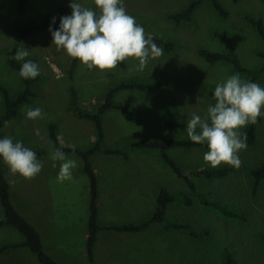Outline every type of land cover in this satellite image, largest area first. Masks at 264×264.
Returning a JSON list of instances; mask_svg holds the SVG:
<instances>
[{"label":"rangeland","instance_id":"1","mask_svg":"<svg viewBox=\"0 0 264 264\" xmlns=\"http://www.w3.org/2000/svg\"><path fill=\"white\" fill-rule=\"evenodd\" d=\"M193 0H124L127 13L142 24L145 34L174 42L170 51H162L149 60L143 70L138 61L127 58L123 67L89 70L78 60L70 75L71 57L51 45L49 32L20 34L18 27L39 24L46 19L63 16L59 8H69L70 0H26L22 10L17 0H0V84L14 96L22 89L18 72L8 63L13 48H29L26 59L35 61L40 68V79L32 84L34 96L20 106V114L0 125V137L10 136L24 146L41 151L37 158L43 163L39 174L31 179L12 176L0 161L9 183L11 201L17 210L38 230L44 249L49 248L60 264H103L89 262L85 247L88 229L89 179L83 171L82 159L75 153H66L77 164L69 179H57L59 161L50 156L56 144L49 138L47 125L55 124L61 142L70 147L86 150L96 138L93 121L78 117L70 108V88L73 87L79 108L95 112L114 84L133 79L152 83L163 78L167 83L159 89L144 92L138 89H120L113 97L114 104H125L132 111L127 114L111 107L101 116L103 139L101 148H122L121 154L93 152L89 159L98 180V215L101 227L137 223L150 216L156 208L160 189L184 192L193 200L191 205L174 201L166 208L165 218L184 224L189 229L173 228L170 240L175 244V255L163 259L162 224L152 223L141 229L139 236L128 241L154 261L153 264H264V180L256 189L249 170L264 159V115L257 123L253 145L239 152L240 165H228L232 170L224 177L206 178L196 173L209 168L203 161L208 150L200 146H172L166 154L194 184L197 193L208 200H216L237 216H226L212 206H206L194 196L187 182L179 177L164 161L158 148H136L127 141H168L167 121L173 114L172 136L177 140L188 138L187 121L192 114L203 116L207 106L215 103V84L234 74L224 61L207 62L200 49L225 52V42L214 32L227 34L239 62L248 69L263 67L257 78L239 73L243 80L264 87V39L257 32L253 20L264 26V0H217L226 10L220 15L210 0H201L189 21L175 20L170 15L183 10ZM86 7L95 8L93 0H80ZM70 9V8H69ZM71 11V9H70ZM39 107L42 117L27 119V108ZM264 111V109H262ZM5 112L0 92V119ZM39 135H36V130ZM243 128L239 131L241 132ZM55 164V167L53 166ZM149 166V167H148ZM14 181V182H12ZM41 206L46 212H41ZM3 208L0 204V219ZM104 228H101V231ZM189 230L198 232L193 236ZM23 235L11 225L0 226V246L19 244ZM114 249L119 247L113 244ZM105 262L118 264L110 246ZM167 262V263H166ZM0 264H39L27 248L6 250L0 254ZM148 263V260L146 261Z\"/></svg>","mask_w":264,"mask_h":264},{"label":"clouds","instance_id":"2","mask_svg":"<svg viewBox=\"0 0 264 264\" xmlns=\"http://www.w3.org/2000/svg\"><path fill=\"white\" fill-rule=\"evenodd\" d=\"M93 2L95 8L84 6L80 0H70L71 13L59 17L58 27L53 28L57 18L51 19V45L58 51L89 70L101 71L114 69L127 58L136 59L138 70H143L150 59L162 54L163 50L146 38L143 26L127 13L124 0ZM22 45L10 59L22 61L20 78L35 79L40 75V68L35 61L26 59L30 49ZM212 95L215 103L207 106L204 115L193 113L187 121V135L192 142L206 145L208 150L203 154V161L210 167L221 163L239 167V152L247 148L246 136L239 130L264 115V87L234 73L216 83ZM25 116L31 120L41 118L42 109L27 108ZM36 135H39L38 129ZM50 158L60 162L57 179H69L77 162L68 158L62 148L52 151ZM0 161L8 167L10 175L25 179L35 177L43 167L31 148L25 147L22 141L14 142L10 136L0 137Z\"/></svg>","mask_w":264,"mask_h":264},{"label":"trees","instance_id":"3","mask_svg":"<svg viewBox=\"0 0 264 264\" xmlns=\"http://www.w3.org/2000/svg\"><path fill=\"white\" fill-rule=\"evenodd\" d=\"M237 1V0H233ZM201 2V0H193L191 1L183 10L171 14L170 17L175 20H185L189 21L191 19V14L194 8ZM212 6L217 10V12L225 16L227 14L226 10L221 6V4L217 0H210ZM26 4V0H17V8L18 10H22ZM59 12L64 15H70L71 11L67 7H60ZM51 23V19H46L42 23L39 24H30L25 27H18L17 31L20 34L31 33L36 34L38 32L49 30V25ZM252 23L255 25V28L261 38L264 39V26L261 20H253ZM58 22L56 25H53V28L58 27ZM142 25V24H141ZM214 35L218 38L222 39L226 44L225 52H213L206 49H200L199 54L209 63H214L217 61H224L231 66V70L233 73H246L250 75L251 80H254L258 77V75L262 72L263 67L256 69H248L244 67L238 60L230 37L221 32H214ZM146 38L152 39L158 47H160L164 51H170L174 47V42L171 40L149 36L146 35ZM17 48H13L8 53V63L11 68L15 69L17 72L19 71L20 65L22 61H15L10 59L12 55H14ZM259 55L264 56V54L259 53ZM77 63L76 59L71 58L70 67L68 69L69 74H72V70L74 69ZM117 65L123 67L125 62H119ZM21 79L22 89L14 96H12L6 87L0 84V92L3 98V103L5 107V112L0 119V125L6 122L8 119L16 117L19 115V108L22 104L30 102V98L34 96V92L32 91V84L40 79V76L35 79ZM166 81L159 77L152 83H142L133 79L123 80L112 87H110L105 95L103 103L95 112H88L81 110L77 104L76 94L73 87L70 88V100L71 105L70 108L74 111V113L81 118H87L93 121L96 127V138L95 143L92 147L86 150H80L75 147H70L65 145L60 141L56 130L55 124L49 123L47 125V131L49 138L56 144L58 148H62L65 153L71 152L79 155L82 159L83 163V171L87 174L89 179V200H88V229L86 235V254L89 259V262L93 261V248L97 238V233L101 228L106 229H115L119 231H128V232H137L149 225L151 222H159L165 229L169 228H184L189 229L187 225L174 223L165 218V210L169 203L178 201L183 203L184 205H191L193 200L190 196L185 194L184 192H169L165 189H160L157 196V205L153 213L147 218L143 219L137 223H125L116 226H107L101 227L97 221V213H98V180L96 176V172L90 162V155L96 150H102L103 153L106 154H121L124 158H127V153L122 148H101V142L103 139V131L101 125V116L102 114L111 107H116L122 109L127 114H132V111L125 104H114L112 97L117 90L120 89H138L144 92H149L152 90L159 89L166 85ZM213 91L210 92L212 95ZM260 117L257 118L256 123L248 124L243 127L241 133L246 136L247 145H253L256 140V130L257 123L259 122ZM168 130L170 131V137L167 142L161 143L154 140L149 141H127V145L136 148H158L161 152V156L166 163H168L174 172L181 178H183L189 187L193 190L194 196L199 200V202L206 206H212L215 209H218L221 213L226 216H237L232 210L221 204L216 200H208L204 194L197 193L194 190V184L191 182L187 175L182 172L179 165L171 159L167 154L166 150L172 146H200L207 149L206 145L197 144L192 142L189 137L184 140H177L172 136V126H173V114L169 115V119L167 121ZM21 141V140H20ZM26 147V146H25ZM37 155H40L41 151L33 150ZM232 168L228 165H222L217 167H209L198 169L196 173L203 175L206 178H214V177H224L226 176ZM249 174L253 178V188L256 189L260 182L264 180V159L255 167L249 170ZM0 204L3 208V218L0 219L1 225H11L15 227L24 237L23 242L19 244H5L0 246V254L6 250H11L15 248H27L29 251L34 254L39 262V264H58L57 260L49 254L43 247L41 235L36 229V227L26 219L13 205L11 201L10 188L9 183L5 177V173L0 164ZM189 233L193 236L198 235V232L189 230ZM226 264L229 263L230 257L226 255Z\"/></svg>","mask_w":264,"mask_h":264},{"label":"crops","instance_id":"4","mask_svg":"<svg viewBox=\"0 0 264 264\" xmlns=\"http://www.w3.org/2000/svg\"><path fill=\"white\" fill-rule=\"evenodd\" d=\"M19 114H20V110H19ZM170 204L171 203H169L166 208H168ZM41 212L47 213L45 207L41 206ZM152 223H157V222H151L142 230L149 228L150 225H152ZM173 230L175 229L173 228L165 229L164 227H162L160 244L163 245L162 246L163 250L161 252V256L163 257V259H171L176 254L175 244L172 243L170 240L171 232ZM140 231L128 232V231H119L115 229H106V228H104L101 231L100 229L97 233V238L93 248L94 263L107 264V262H105V259L108 250L105 248V245L110 246L112 252H115L112 255H115V257L118 259L119 261L118 264H146L147 260L149 264L155 263L154 261L150 262L151 260L148 258V255L145 256L143 254L144 252L140 251L138 248L131 247V244L128 243L130 239L132 240L136 239L139 236ZM114 243H116L119 247L114 249L113 247ZM45 250L57 260L58 264H60L58 258L55 256L52 250H50L49 248H45ZM65 262L68 264L71 263L70 259L65 260Z\"/></svg>","mask_w":264,"mask_h":264}]
</instances>
